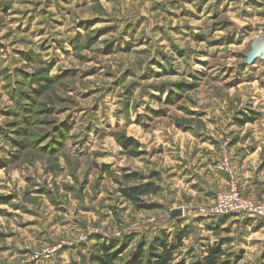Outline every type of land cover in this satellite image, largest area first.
<instances>
[{"label":"rangeland","instance_id":"rangeland-1","mask_svg":"<svg viewBox=\"0 0 264 264\" xmlns=\"http://www.w3.org/2000/svg\"><path fill=\"white\" fill-rule=\"evenodd\" d=\"M263 42L264 0H0V264L128 240L123 264L185 228L177 262L264 264V218L205 216L261 143Z\"/></svg>","mask_w":264,"mask_h":264},{"label":"trees","instance_id":"trees-1","mask_svg":"<svg viewBox=\"0 0 264 264\" xmlns=\"http://www.w3.org/2000/svg\"><path fill=\"white\" fill-rule=\"evenodd\" d=\"M246 121L249 120L242 121V123ZM124 145L128 146L129 143L126 142ZM157 193V188H152L150 185L141 186L130 191H123L127 200L136 204L139 210L147 207L141 204V199ZM187 236L188 231L185 228L176 237L175 244L169 242L167 236L155 239L147 255L144 253V246H140L129 259L123 262V264H187L184 261H176V252L184 246V239ZM123 243L121 247L113 244L111 246L99 244L97 248L98 252L92 259L91 264H119V262L122 261L120 257L129 247L130 241L128 242V240H126ZM226 256L227 253L223 250L222 245L215 244L213 246H208L206 253L202 254L199 259L191 264H231L229 260H224Z\"/></svg>","mask_w":264,"mask_h":264},{"label":"crops","instance_id":"crops-1","mask_svg":"<svg viewBox=\"0 0 264 264\" xmlns=\"http://www.w3.org/2000/svg\"><path fill=\"white\" fill-rule=\"evenodd\" d=\"M253 139L261 143L253 145L248 149H240L237 156V179L241 194L244 197L261 202L264 200V132L255 133ZM250 141V139H249ZM248 141V142H249ZM221 176V175H220ZM226 176V175H225ZM225 176H221L222 182L226 180ZM227 177V176H226ZM229 188V183L222 186L221 190L226 191ZM248 216V215H246ZM249 217V216H248ZM252 218V217H249ZM255 220H263L253 218ZM258 222V221H256ZM206 253L207 249H203ZM203 252V253H204Z\"/></svg>","mask_w":264,"mask_h":264},{"label":"built area","instance_id":"built-area-1","mask_svg":"<svg viewBox=\"0 0 264 264\" xmlns=\"http://www.w3.org/2000/svg\"><path fill=\"white\" fill-rule=\"evenodd\" d=\"M230 160L225 159L226 170L232 175ZM228 214L248 215L253 218H264V203L244 197L238 183L233 179L226 191L219 192L213 207L205 216H219Z\"/></svg>","mask_w":264,"mask_h":264},{"label":"water","instance_id":"water-1","mask_svg":"<svg viewBox=\"0 0 264 264\" xmlns=\"http://www.w3.org/2000/svg\"><path fill=\"white\" fill-rule=\"evenodd\" d=\"M258 57H261L264 60V51L262 49H254L252 52L247 54L246 64H252L254 60ZM183 214L182 210H175L170 215L171 218L180 217Z\"/></svg>","mask_w":264,"mask_h":264},{"label":"bare ground","instance_id":"bare-ground-1","mask_svg":"<svg viewBox=\"0 0 264 264\" xmlns=\"http://www.w3.org/2000/svg\"><path fill=\"white\" fill-rule=\"evenodd\" d=\"M260 47H261L260 49H262L264 51V42L261 43V46Z\"/></svg>","mask_w":264,"mask_h":264}]
</instances>
